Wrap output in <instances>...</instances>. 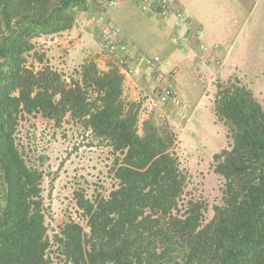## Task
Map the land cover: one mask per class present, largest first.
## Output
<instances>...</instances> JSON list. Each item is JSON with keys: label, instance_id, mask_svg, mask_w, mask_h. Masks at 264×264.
Returning <instances> with one entry per match:
<instances>
[{"label": "trees", "instance_id": "16d2710c", "mask_svg": "<svg viewBox=\"0 0 264 264\" xmlns=\"http://www.w3.org/2000/svg\"><path fill=\"white\" fill-rule=\"evenodd\" d=\"M98 0H0V264H264V106L238 80L218 85L215 116L231 143L214 156L222 201L189 197L174 131L124 99L125 78L85 62L69 83L49 66H28L32 41L73 29ZM42 62V58L40 59ZM70 119L115 157V187L95 200L77 194L87 223L62 227L52 243L42 199L44 173L17 142L21 119Z\"/></svg>", "mask_w": 264, "mask_h": 264}, {"label": "rangeland", "instance_id": "374dc122", "mask_svg": "<svg viewBox=\"0 0 264 264\" xmlns=\"http://www.w3.org/2000/svg\"><path fill=\"white\" fill-rule=\"evenodd\" d=\"M111 1L90 3L87 11L78 13L75 26L68 32L34 39L35 49L29 54L28 66L37 70L49 66L62 74L67 83L79 78L78 72L85 62H96L102 72L113 67L120 69V64L103 51L100 30L93 25L94 18L103 15L116 26L108 17L109 10L116 6L110 5ZM176 5L202 26L208 46L219 42L222 56L229 51V65L234 62L242 69H236L225 80L208 79L207 73L203 75L206 70L203 66L199 67V73L188 71L191 61L194 64L193 53L174 48L168 34L163 36L162 22L154 21V41L146 40L145 45L150 46L147 52L169 62L170 66L163 73L171 77L175 92L184 102L186 117L183 118L184 110L161 104L150 82L148 87L137 84L135 89L139 90L135 97L126 89L124 99L141 104L140 130L144 121L153 117L174 131L181 168L189 175L188 196L207 205L206 220L209 221L214 215V206L221 204L224 184L215 173L214 156L228 149L231 143L226 126L214 113L218 85L238 80L264 106V0H177ZM140 8L141 4L126 9L118 6L117 9L129 13L131 19L127 23L128 14L121 22L130 28L132 20L144 17ZM175 68L179 70L176 78L175 72H171ZM181 75L184 78L180 79ZM187 77L194 80L196 90H191L193 83ZM186 92L191 96L188 95L189 101L185 100ZM203 95H206L204 100ZM17 142L28 160L44 173L42 199L52 243L62 227L70 222L79 223L88 232L77 205V194L95 200L108 196L115 187V157L111 149L69 118L58 127L40 115L21 119ZM51 259L53 264H66L54 243Z\"/></svg>", "mask_w": 264, "mask_h": 264}, {"label": "built area", "instance_id": "2783aa9c", "mask_svg": "<svg viewBox=\"0 0 264 264\" xmlns=\"http://www.w3.org/2000/svg\"><path fill=\"white\" fill-rule=\"evenodd\" d=\"M110 5H116L114 0L111 1ZM141 9L165 22H169L170 18L174 17L175 33L170 38L171 44L175 47H185L195 37L199 41V49L203 53L199 61L200 66L208 68V58L204 57L208 48L202 41L203 31L196 28L194 22L181 10H175L170 0H142ZM93 23L94 29L100 30L103 51L120 64L119 70L124 78L141 74L145 70L150 71L146 79L147 82H152L158 101L163 105H172L178 110H184L183 118H185L183 100L175 92L171 77L161 72V58L158 56L146 57L139 53L132 54V47L123 40L120 28L111 24L105 16L94 18Z\"/></svg>", "mask_w": 264, "mask_h": 264}, {"label": "crops", "instance_id": "0c3cea01", "mask_svg": "<svg viewBox=\"0 0 264 264\" xmlns=\"http://www.w3.org/2000/svg\"><path fill=\"white\" fill-rule=\"evenodd\" d=\"M141 1L142 0H118V3H116V6L111 8V10H109L108 17L111 20V22H113L114 24H116V26H118L120 28L123 40L128 42L130 44V46L132 47V54H138L139 53V54L144 55L146 57H157L158 55L153 56L147 52V49L149 50L150 46L148 47V45H145L146 44L145 42H146V40H149V42L151 41V43H152V39L154 41V25H155L154 21H159L160 19L151 15L150 13L144 12L140 8L139 10L144 14V17L141 19L136 18V19L132 20V25L130 28H128L121 21L124 18V16L128 15L129 13H126L123 10H122V12H120L117 9L118 6L121 7L122 9H126L129 7L133 8V6H135V5L139 6V4H141ZM170 1L172 2V6L175 10H181V8L178 5H176L177 0H170ZM160 21L162 22L161 23L162 24V31L164 33L163 36L167 33L168 37H169V41H170V38L175 33V29L173 27L174 22H175V18L171 17L169 22H165L162 20H160ZM130 22H131V19H130V14H129L127 17V23H130ZM194 25L196 28L201 29L203 31L204 35H203L202 41L206 45V47L208 48V52H207V54H205L204 57L208 58L209 66L203 72V75L206 76V73H207L206 77L210 80L211 79H218V78L220 80H223V79L225 80L230 75L232 76L233 72H235L236 69L237 70L242 69L241 68L242 66H239L238 64H236L234 62H231V65H229V62L231 60L230 55H229V51H228L226 56H222V54L219 52V49H220L219 42H216L214 44H210V46H208L206 44V41H205V33H204L202 26L195 23V22H194ZM146 32L149 34V36L146 34ZM173 47L178 49L174 45H173ZM183 49L190 50L193 53L192 56L194 58V64H192L193 61H191L192 65L190 64L189 70H188V68L186 70L194 71V73H199V72H197L199 67H200L199 61H200V58L203 56L202 51L199 49V41L196 40V38L194 37L191 39L190 44L188 46H185V47L180 46V48L178 50H183ZM159 58H161V57H159ZM106 60H107V57H106ZM161 60H162L161 72L163 73V70L166 69V67H169L170 64H169V62L167 63L166 61H164L162 58H161ZM109 68H110V66L107 67V69H109ZM172 71L175 72L174 76L176 78L177 75L179 74V72H178L179 70H177L175 68V70H171V72ZM230 71H232V72H230ZM149 73H150V71H144L141 74L133 75L131 77H126L125 81H124V85H123L124 91L129 88L131 96L135 97L137 95V90H139V88L135 89V87L138 86L137 84H139L141 86H143V85L144 86L146 85L147 87L149 86L147 84L149 82H147V79H146L147 75ZM230 73H232V74H230ZM184 76H185V74H184ZM182 78H184L183 75H181L180 79H182ZM187 78H188V80H190L193 83L191 90H196V85H195L194 80L191 77H187ZM127 80H129V81H127ZM150 86L153 87L151 84H150ZM188 95H189V93H187V92H186V95H184L185 100H187V101H189V99H190L189 98L190 95L189 96ZM205 96L206 95H203L202 100H204Z\"/></svg>", "mask_w": 264, "mask_h": 264}]
</instances>
